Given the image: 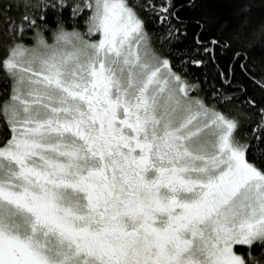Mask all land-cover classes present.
<instances>
[{"label": "snow or ice", "instance_id": "snow-or-ice-1", "mask_svg": "<svg viewBox=\"0 0 264 264\" xmlns=\"http://www.w3.org/2000/svg\"><path fill=\"white\" fill-rule=\"evenodd\" d=\"M71 3L86 32L65 29L69 0H41L52 36L25 14L14 33L35 43L0 58V264H264V106L234 117L193 97L130 0Z\"/></svg>", "mask_w": 264, "mask_h": 264}, {"label": "trees", "instance_id": "trees-1", "mask_svg": "<svg viewBox=\"0 0 264 264\" xmlns=\"http://www.w3.org/2000/svg\"><path fill=\"white\" fill-rule=\"evenodd\" d=\"M170 11L179 18V23L169 17L161 21L166 0H130L136 11L146 22V30L152 49L171 61L173 70L180 74L188 84L193 85L191 95L202 100L211 109L223 114L240 117L242 110L249 107L246 101H255L264 106V0H168ZM41 0H0V58H6L15 43L32 46L35 43V30L18 38L14 29L20 18L46 16L48 27L44 29L45 38H50L57 25V15L47 8H36ZM70 7L61 10L66 30L87 31L80 17L73 19ZM9 20L13 24H9ZM181 29V33L170 34L171 26ZM210 52L196 44V37ZM97 37V36H96ZM92 38V37H91ZM50 41V39H49ZM215 41L216 43H213ZM202 60L200 66L191 63ZM243 66V67H242ZM11 78L6 70L0 69V101H7ZM245 93L247 95H245ZM234 97L232 103L226 97ZM255 127L251 120L237 132L251 133ZM9 130L0 125V139L7 138ZM251 157V154H249ZM236 250L247 257L249 249L237 246ZM252 255L264 261V247L255 246Z\"/></svg>", "mask_w": 264, "mask_h": 264}, {"label": "rangeland", "instance_id": "rangeland-1", "mask_svg": "<svg viewBox=\"0 0 264 264\" xmlns=\"http://www.w3.org/2000/svg\"><path fill=\"white\" fill-rule=\"evenodd\" d=\"M68 31H71V30H68ZM78 31H80V30H78ZM81 33H82V31H80ZM87 38V37H86ZM91 39H93V40H97V39H99V37L97 36H93ZM49 42H51V40L49 41ZM31 47V46H30ZM154 51V50H153ZM155 52V51H154ZM156 53V52H155ZM157 54V53H156ZM158 55V54H157ZM199 99V98H198ZM211 109V108H210Z\"/></svg>", "mask_w": 264, "mask_h": 264}]
</instances>
